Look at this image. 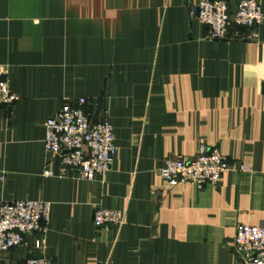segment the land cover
I'll return each instance as SVG.
<instances>
[{"label": "crops", "instance_id": "0c3cea01", "mask_svg": "<svg viewBox=\"0 0 264 264\" xmlns=\"http://www.w3.org/2000/svg\"><path fill=\"white\" fill-rule=\"evenodd\" d=\"M198 1L0 0V62L18 97L0 105V204L50 203L40 247L31 237L0 264H243L236 228L264 226V23L208 39L190 15ZM79 97L114 130L110 170L92 182L60 177L43 144L46 121ZM200 144L225 155L216 185L159 177ZM97 208L124 222L96 226Z\"/></svg>", "mask_w": 264, "mask_h": 264}, {"label": "built area", "instance_id": "2783aa9c", "mask_svg": "<svg viewBox=\"0 0 264 264\" xmlns=\"http://www.w3.org/2000/svg\"><path fill=\"white\" fill-rule=\"evenodd\" d=\"M229 0H199L190 8L207 29L208 39H227L231 24L253 28L264 23L260 0H235L230 10ZM8 69L0 62V105H9L17 95L9 87ZM87 99L79 97L65 101L57 114L45 123V152L59 159V176L92 182L110 170L116 151L114 130L108 117L95 120L86 110ZM228 168L225 155L217 147L200 144L191 159L171 158L158 168L159 177L169 184L190 182L201 188L216 185ZM44 175H52L46 168ZM2 175H0V180ZM50 203L23 199L0 204V254L26 244L33 238L39 248L46 232ZM119 211L97 208L93 214L96 226L121 225ZM232 249L243 264H264V226L240 225L232 237ZM22 264H57L39 256H29Z\"/></svg>", "mask_w": 264, "mask_h": 264}]
</instances>
